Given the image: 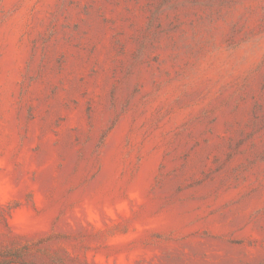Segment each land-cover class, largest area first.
Segmentation results:
<instances>
[{"label":"rangeland","instance_id":"obj_1","mask_svg":"<svg viewBox=\"0 0 264 264\" xmlns=\"http://www.w3.org/2000/svg\"><path fill=\"white\" fill-rule=\"evenodd\" d=\"M0 264H264V0H0Z\"/></svg>","mask_w":264,"mask_h":264}]
</instances>
